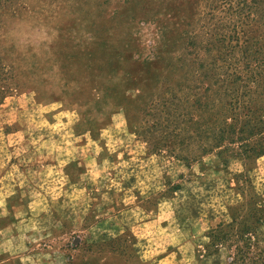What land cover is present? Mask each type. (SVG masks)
Returning <instances> with one entry per match:
<instances>
[{
  "label": "rangeland",
  "instance_id": "rangeland-1",
  "mask_svg": "<svg viewBox=\"0 0 264 264\" xmlns=\"http://www.w3.org/2000/svg\"><path fill=\"white\" fill-rule=\"evenodd\" d=\"M222 30L241 68L264 60V0L2 2L0 208L9 189L48 195L62 150L94 170L89 211L65 205L42 243L65 264H146L131 227L162 199L181 218L196 203L195 264H264V80L226 110Z\"/></svg>",
  "mask_w": 264,
  "mask_h": 264
},
{
  "label": "crops",
  "instance_id": "crops-1",
  "mask_svg": "<svg viewBox=\"0 0 264 264\" xmlns=\"http://www.w3.org/2000/svg\"><path fill=\"white\" fill-rule=\"evenodd\" d=\"M93 141L97 143L98 138ZM61 151L56 152L57 182L48 195L33 187L30 190L24 187L4 191L0 210L6 211L7 221L6 230L0 227V264H65L64 257H53L51 251L43 246L55 238L54 230L63 225L65 205L71 203L89 211L91 203H87L86 198L93 188L83 180L90 178L94 170L82 167L77 157L64 162ZM128 154L126 150L117 149L115 156L121 158L117 162L128 164L129 159L134 158L127 157ZM96 159L100 164L106 161L99 155ZM110 162L114 163L112 160ZM133 190L128 188L126 192ZM137 191L144 192L140 187ZM106 192L108 189H105ZM126 192L121 195L124 199L130 194ZM171 202L168 199L160 200L151 219L137 222L131 227L135 239L142 242L141 254L146 264H195L198 207L192 200H186L183 205L187 218H181ZM70 213L71 210L67 211L65 216ZM21 224L22 232L13 231ZM262 230L264 232V226ZM20 239L23 245L18 244Z\"/></svg>",
  "mask_w": 264,
  "mask_h": 264
},
{
  "label": "trees",
  "instance_id": "trees-1",
  "mask_svg": "<svg viewBox=\"0 0 264 264\" xmlns=\"http://www.w3.org/2000/svg\"><path fill=\"white\" fill-rule=\"evenodd\" d=\"M10 1L11 0H0V4L2 2L8 3ZM226 2L227 1H224V3H226ZM242 5H245V2H242ZM244 7L245 6H242L241 8L234 9L235 15L240 17V19L238 20V22L236 23V26H235V28H237V27H239V25H241L240 30H239L240 33L243 29V25L245 24L243 22V18H244V16H246V11L250 10V8L248 9L249 6H247L246 9H244ZM241 17H243V18L241 19ZM228 31L229 30H222V33H220V35L215 40V42H217V44H215V47L218 46L222 49V52L225 54L224 62H225V64L228 65L227 66L228 70L220 73V76H222V80L229 83L232 86L230 88V90H228V88H227L226 94L229 93L228 96H231L230 98H232V99L237 97L235 99V103H232V101H230L231 103L229 102V105L226 108V110L229 111L230 114L233 115V114H236L240 109L247 108V106H244V105L239 106V97L251 95L253 92V90L251 91L252 87H254L255 85L259 86L260 83H262V81L264 80V72H260V70H259L261 66L264 67V60L254 58V57H253V59H251L252 57L250 58V54H249V55L245 56V58L243 59V61H246L245 65H243L245 67L242 66L243 68H241L240 67L241 60L236 57L235 52L229 51V50H231L230 45L226 44V42H225L227 40V38H229V36H227ZM210 44H212V43H210ZM208 50H210V48H208ZM197 57H198V55H197ZM1 59L3 60V57H1V55H0V60ZM250 59L253 60V62L251 64H250ZM236 104H238V105H236Z\"/></svg>",
  "mask_w": 264,
  "mask_h": 264
}]
</instances>
